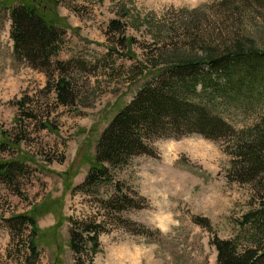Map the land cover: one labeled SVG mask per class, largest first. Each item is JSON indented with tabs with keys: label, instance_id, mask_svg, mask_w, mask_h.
I'll list each match as a JSON object with an SVG mask.
<instances>
[{
	"label": "rangeland",
	"instance_id": "rangeland-1",
	"mask_svg": "<svg viewBox=\"0 0 264 264\" xmlns=\"http://www.w3.org/2000/svg\"><path fill=\"white\" fill-rule=\"evenodd\" d=\"M43 1L65 28L53 61L73 65L76 99L58 103L45 73L15 58L11 22L0 10V136H26L1 155L28 166L16 188L0 180V264H26L29 251L8 226L22 212L37 219L35 264L74 263L67 217L100 224L95 264H218L215 237L245 247L243 217L264 198V171L258 180H240L228 146L261 121L264 95L250 108H219L233 127L225 135L154 137L151 154L106 164L108 182L80 185L103 130L159 69L204 57L211 47L239 43L264 51V1L252 8L248 0H198L191 7L171 0ZM112 20L121 30L110 27ZM116 186L134 205L116 211L106 204L118 196Z\"/></svg>",
	"mask_w": 264,
	"mask_h": 264
},
{
	"label": "trees",
	"instance_id": "trees-1",
	"mask_svg": "<svg viewBox=\"0 0 264 264\" xmlns=\"http://www.w3.org/2000/svg\"><path fill=\"white\" fill-rule=\"evenodd\" d=\"M246 4L252 8L258 0H248ZM45 6L43 0H0V10L7 12L11 22L15 58L45 73L46 87L55 93L58 103L73 104L76 99L74 77L70 72L73 65L53 61L65 28L48 16L49 6L47 9ZM110 27L121 30V23L112 20ZM204 53V57L177 58L159 69L132 101L118 110L98 139L94 161L80 187L108 182L106 164H121L136 154H151L147 142L154 137L189 133H200L207 138L225 135L233 127L219 113L220 107L246 109L262 99L264 51L238 43L222 51L211 47ZM18 104L24 106L26 102L21 99ZM26 116L34 117V114L26 113ZM247 129L228 149L236 158L234 168L240 165V180H258V173L264 171V116L257 125ZM25 139L24 135L12 138L4 132L0 136V180L14 188L28 166L16 155L1 154L17 148ZM115 190L118 196L107 200V205L116 211L134 205L132 199L121 192V187L116 186ZM67 220L70 221L68 246L75 256L73 264H95L94 256L101 250L100 224L71 217ZM8 222L12 236L21 238L23 248L29 251L24 262L35 264L39 258L36 216L22 212L12 215ZM243 224L249 233L242 249L234 240L218 237L212 240L218 264H264V198L259 200L257 208L244 215ZM25 230L27 235H24Z\"/></svg>",
	"mask_w": 264,
	"mask_h": 264
},
{
	"label": "clouds",
	"instance_id": "clouds-1",
	"mask_svg": "<svg viewBox=\"0 0 264 264\" xmlns=\"http://www.w3.org/2000/svg\"><path fill=\"white\" fill-rule=\"evenodd\" d=\"M171 3L175 4L177 7L181 6H195L198 0H171Z\"/></svg>",
	"mask_w": 264,
	"mask_h": 264
}]
</instances>
